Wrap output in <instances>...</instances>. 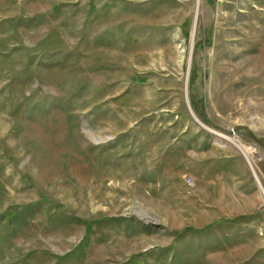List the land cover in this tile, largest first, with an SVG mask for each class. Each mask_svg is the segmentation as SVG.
Returning <instances> with one entry per match:
<instances>
[{"label": "rangeland", "instance_id": "1", "mask_svg": "<svg viewBox=\"0 0 264 264\" xmlns=\"http://www.w3.org/2000/svg\"><path fill=\"white\" fill-rule=\"evenodd\" d=\"M200 1L0 0V264H264V0Z\"/></svg>", "mask_w": 264, "mask_h": 264}, {"label": "bare ground", "instance_id": "2", "mask_svg": "<svg viewBox=\"0 0 264 264\" xmlns=\"http://www.w3.org/2000/svg\"><path fill=\"white\" fill-rule=\"evenodd\" d=\"M200 4H201V1L200 0H198V3H197V7H198V9L200 8ZM198 19V18H197ZM197 19H196V21H195V23H194V28H193V37L195 36V34H196V29H197ZM262 37H264V36H262ZM241 48V47H240ZM236 57V56H235ZM227 67V66H226ZM229 67V66H228ZM242 69V68H241ZM189 78H190V74H188V77H187V84L189 83ZM241 148V150H242V152H243V154H244V156L246 157V159H247V161H249V164H250V166H251V168H252V170H253V172H254V175L256 176V173H255V171H254V169H253V166H252V163H251V161H252V157L255 155V152L254 151H252V150H250V149H245V148H243V147H240ZM257 177V176H256ZM255 177V178H256ZM256 180H257V182H258V184L260 185V191H261V193L264 195V189H263V186H261V183H260V181L258 180V178H256Z\"/></svg>", "mask_w": 264, "mask_h": 264}, {"label": "water", "instance_id": "3", "mask_svg": "<svg viewBox=\"0 0 264 264\" xmlns=\"http://www.w3.org/2000/svg\"><path fill=\"white\" fill-rule=\"evenodd\" d=\"M256 177V176H255ZM257 178V177H256Z\"/></svg>", "mask_w": 264, "mask_h": 264}]
</instances>
